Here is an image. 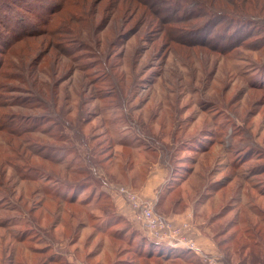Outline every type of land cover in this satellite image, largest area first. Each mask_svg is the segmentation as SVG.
I'll return each mask as SVG.
<instances>
[{
    "label": "rangeland",
    "instance_id": "obj_1",
    "mask_svg": "<svg viewBox=\"0 0 264 264\" xmlns=\"http://www.w3.org/2000/svg\"><path fill=\"white\" fill-rule=\"evenodd\" d=\"M45 1H22L0 13L16 31L0 54V264H143L130 233H144L117 212L111 189L141 194L124 177L164 155L176 174L161 192L172 191L177 212L189 213L156 210L192 224L201 245L212 244L211 254L235 264L218 243L230 242L247 207L264 209V168H258L264 165V0H226L238 8L213 0L214 19L204 9L209 0H148L157 16L125 19L118 0H77L85 16L57 12L52 25L65 34L54 39L41 34ZM50 1L53 12L63 0ZM162 20L173 22L171 32L160 29ZM68 27L82 29L97 48L62 44L76 40ZM104 59L114 78L103 73ZM84 120L81 134L98 137L92 152L71 136ZM120 144L131 147L129 170ZM88 154L93 163L111 159L93 168ZM57 192L74 205L46 194Z\"/></svg>",
    "mask_w": 264,
    "mask_h": 264
},
{
    "label": "trees",
    "instance_id": "obj_2",
    "mask_svg": "<svg viewBox=\"0 0 264 264\" xmlns=\"http://www.w3.org/2000/svg\"><path fill=\"white\" fill-rule=\"evenodd\" d=\"M24 2V4L26 3L27 0H22ZM21 0H0V13L1 10L3 12H6L7 10H5V8H8L12 5H14L16 8H19L21 5L20 3H22ZM32 1V5H37L40 2H42V0H31ZM183 1H189V0H183ZM190 1H196V0H190ZM47 2L43 8L41 9L42 11V15H44L42 17V20H44L45 26H46V30L45 32L41 33L43 35H47L48 38H52L56 35V36H61L64 35V29L59 28L60 30H58V27L54 28L53 27V23H52V16H55L58 13H61V15L63 17H67V15H70L71 18H80V14L85 16L82 11L81 8L82 6L79 4V1L77 0H63L61 5H58L55 8V11L53 12H49V3H51V1H45ZM73 2V3H72ZM205 2H207V0H205ZM218 2H221V0H218ZM31 3V2H30ZM208 3V2H207ZM224 5H227L231 8H238L239 6L235 5L234 3L230 2V1H226L223 0L221 2ZM220 5V3H218ZM116 5L118 6L119 10L117 11L118 13H121V17L123 19H125V17L130 16V17H135L138 15V13H141L140 16L143 17V15H147V13H149L150 16L152 15H156V13L158 12L157 9L155 8V5H151L150 2L148 0H118ZM214 5L215 2L213 0H209L208 3V7H204L205 10H212L214 9ZM78 7L79 14L73 11V8ZM81 7V8H80ZM146 8V9H143ZM219 9H223L221 7V5L219 6ZM217 10V9H214ZM212 10V13H210L211 15V19H214V13L217 11ZM26 13L29 14H35V12L30 11V10H26ZM247 11L244 9L243 10V14H246ZM250 15V12L247 13V16ZM49 16V17H48ZM149 16V17H150ZM157 16V15H156ZM120 17V16H119ZM155 17V16H154ZM1 15H0V25L3 27V29L5 30V32H7L6 34H0V40L2 42V46L0 47V54L4 53V51L8 50L10 47V44L14 41V37H13V33L16 32L15 29L11 26V23L8 22L6 23L5 21H3L1 19ZM51 18V19H49ZM217 18H223L226 19L225 15H222L221 17L217 15ZM75 23H80L77 20H73ZM95 20L91 19L90 22L87 21V23H93ZM237 22V21H235ZM171 24H173V22L169 21V20H162V24H160V29L163 31H166L167 33L171 32L172 28L170 26H172ZM205 24H209V23H205ZM95 26V30L97 31L98 29V25H94ZM163 27V28H162ZM68 31H67V36L71 37L74 36L76 40L74 41H70V39H65L64 42H62V44H72V43H83L86 45L85 49L89 50L92 49L94 50V48H97V41H93L94 47H91L92 44L90 42H87L84 40V37H82V29L77 30L72 32L71 29L68 27ZM148 30V29H147ZM236 33V32H235ZM8 34V36H7ZM9 39V41H8ZM23 40V39H22ZM95 40V39H94ZM87 42V43H86ZM89 43V44H88ZM61 45L59 46V50ZM4 55V54H3ZM98 58V57H96ZM107 60L104 59L103 61L100 62L101 64V68L103 70V73L109 78L110 75L113 77V70L112 67L110 65H107ZM110 66V67H109ZM114 78V77H113ZM107 81V80H106ZM109 82V80H108ZM113 91L119 93L118 89H114ZM68 114H64V117H66ZM61 117V116H60ZM63 118V117H62ZM86 120V119H85ZM82 124V127L80 126L79 128V132L81 129H83V127H86L88 125L89 121H85ZM64 125L66 126V128L68 130L72 129V125L70 124V122L68 121H63ZM71 136L73 135V139H77L79 140L82 144L83 147L85 149H87L89 151L92 152L93 149L90 148L89 144H92L93 141H95L97 138L93 139V136H86L84 134H79L78 132V127L77 130H71ZM82 137V138H81ZM121 146H124L126 149V157L128 158V161L126 160V163L124 164V168H129L130 166V153H127V150H130V146H128L127 144H120ZM90 152V153H91ZM91 154H88V158L87 160L89 161V164L91 166H93V168H96L97 165L99 166L100 164H106L108 163L110 159L107 160H100L96 163H93L90 160ZM165 156V160L161 159L162 162H166L167 166H168V170H169V176L175 175L176 172L173 171L172 168H175L171 163H170V158L168 159V156ZM85 162V159H84ZM87 162V161H86ZM62 163V161H61ZM260 169L264 168V165H259ZM72 167L71 164L68 165H64L63 170L65 171V174L67 175L68 173H70L69 171L71 170L70 168ZM130 169V168H129ZM51 171H53L54 169H50ZM143 172L141 173L144 174V168L142 169ZM174 172V173H173ZM264 172V171H262ZM72 174H76L77 172H71ZM85 176H88V174L85 171ZM167 187V186H165ZM256 187V186H255ZM172 191H170L171 193ZM260 194L264 195V191L259 190ZM49 196H56V198L60 197L62 198L67 206H73V198L70 197H64L59 195V192H57L56 195L53 194H48ZM69 196V195H68ZM167 196L165 194H161L159 196L156 208L157 209H161V207L163 206L164 200ZM172 198V197H171ZM179 197L178 200H176V202H179ZM107 202L109 201V197H107ZM68 201V202H66ZM171 203H175V201H171ZM113 205V204H112ZM112 205H110V208L113 207ZM246 215L242 214L241 216H238V220L236 221L237 224L235 225V230L234 232L229 236L230 242L228 243H218V247L220 248H225L224 252L229 255H231L234 259H235V264H264V209L259 207L258 205H253L252 207H247L246 210ZM163 212V211H162ZM248 212V214H247ZM46 213V212H45ZM64 214H68V220L72 219L73 217L71 216L70 213L64 212ZM115 215V213H113ZM47 215L49 217H51V213L50 211L47 212ZM240 215V214H239ZM116 219H120V215H115ZM254 217V220H252L251 218ZM66 228V227H65ZM130 234H135L136 237H138L137 241L140 242L139 243V247L141 248L140 250L142 251L143 256H139L140 258H142L144 260L143 264H204L202 262V260L196 256L192 251L189 250H183V249H176V248H170L167 247L165 245L156 243L150 239H148L144 234L143 237L140 236L134 229H132ZM219 235L217 234L215 236L218 237ZM21 242H25V240H21ZM226 256V255H225ZM222 260L224 261L225 264H230V259H226V258H222ZM179 262V263H176ZM49 263H56L54 260H50Z\"/></svg>",
    "mask_w": 264,
    "mask_h": 264
},
{
    "label": "built area",
    "instance_id": "obj_3",
    "mask_svg": "<svg viewBox=\"0 0 264 264\" xmlns=\"http://www.w3.org/2000/svg\"><path fill=\"white\" fill-rule=\"evenodd\" d=\"M111 190L125 203L130 217L148 239L170 248L192 251L204 264H223L216 255L206 251L200 244L189 222L177 223L160 214L156 210V201L128 188L116 186Z\"/></svg>",
    "mask_w": 264,
    "mask_h": 264
},
{
    "label": "crops",
    "instance_id": "obj_4",
    "mask_svg": "<svg viewBox=\"0 0 264 264\" xmlns=\"http://www.w3.org/2000/svg\"><path fill=\"white\" fill-rule=\"evenodd\" d=\"M148 162L147 163H142L138 166V172L137 170H135V173L132 175H129L128 171L126 176L124 177V180L126 182L127 185L132 184L135 185L133 187H135V189H137L143 196L145 197H149V198H156L159 199V195L162 194V189L163 187H165L171 176H169V170H168V166L166 164V162H158L156 164H152L148 166ZM145 169L146 172H144V174L141 175L142 173V169ZM127 170H129V168H126ZM141 177V180H139V178ZM136 179H138L140 182L138 184ZM129 183V184H128ZM173 193V192H171ZM171 193L165 194L167 197L164 200L163 206L161 207V211H163L166 215L168 216H181L183 214L188 215L189 211L184 210L181 213H178L177 211H180V206L176 207V203H171L170 202V198L169 195ZM114 207L117 210V212H119L120 214H123L122 212H125L126 215H129V211L127 209H125V207H123L122 205V200L119 198L114 199ZM158 202V200H157ZM185 215V216H186ZM132 222V225L135 226L137 225L132 219L130 220ZM134 223V224H133ZM203 244V243H202ZM205 245H202L206 251H210L213 252L212 247L213 245L210 243H204ZM209 245V247H208ZM214 248V247H213Z\"/></svg>",
    "mask_w": 264,
    "mask_h": 264
}]
</instances>
